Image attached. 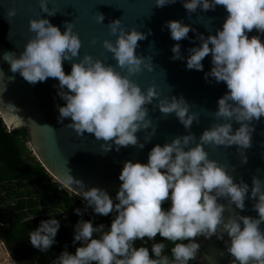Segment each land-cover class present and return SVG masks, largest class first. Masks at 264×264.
Listing matches in <instances>:
<instances>
[{"label":"clouds","instance_id":"obj_1","mask_svg":"<svg viewBox=\"0 0 264 264\" xmlns=\"http://www.w3.org/2000/svg\"><path fill=\"white\" fill-rule=\"evenodd\" d=\"M37 2L48 16L57 13L49 8V0ZM175 2L155 0V6ZM181 3L187 14L198 9L215 10L218 5L227 12L222 27L216 29L215 35L206 37L181 20H169L162 26L177 42L171 47L170 59L186 61L187 70L203 71L202 61L211 55L212 67L204 79L226 85L227 91L218 98L214 112L225 122L206 128L198 140L188 132L171 142L156 144L148 153L147 163L125 161L114 198L103 188L85 190L84 182L74 179L70 172L60 176L61 189L80 198L84 208L74 209L81 219L74 225L72 243L79 242V246L73 254L65 245L53 264H189L197 257L200 243L196 238L200 236L223 240L226 252L232 257L231 264H264L261 228L264 181L253 175L251 186L243 178L236 182L224 165L209 159L204 149L205 145L235 146L241 164L247 163L246 150L252 147L254 122L264 117V41L261 39L264 0H181ZM4 16L11 24L16 8H8ZM96 21L102 23L104 15L99 13ZM120 25V19L110 21L107 28L116 37L115 41L104 39L102 42L116 61L115 67L90 54L77 60L82 41L73 30V23L65 21L61 32L58 26L42 17L29 20V32L33 35L23 49L18 53L5 52L2 57L12 73H19L30 84L56 78L59 83L54 87L65 102L63 106L57 105L58 122L70 118L65 127L78 137L93 134L96 140L102 141L103 152L113 148L119 152L121 147L128 146L144 148L157 128L147 107L154 99L158 98L160 113L174 114L186 130L199 119L196 113L190 112V104L183 96L159 98L154 85L142 90L132 79L145 69L153 70L152 56H141L135 51L138 41L145 40L151 30L148 33L136 28L126 31ZM254 29L257 35L249 37ZM189 31L196 33L194 39L199 41V46L188 48L185 57L179 41H192ZM64 62H71L68 74L62 67ZM233 123L239 127L234 129ZM147 129L151 132L141 143L136 133ZM246 200L252 201L256 216L235 211L225 217V212L232 211L233 207L243 211ZM165 202L166 209L162 208ZM88 209L94 216L85 220L82 217ZM96 215H111L107 230L103 223L94 225ZM60 227V220L55 217L42 220L29 233L33 248L47 252L57 242ZM157 235L162 242L152 243L150 249L135 246L136 241L141 245L155 241ZM163 241L174 245L170 250L171 259L164 254Z\"/></svg>","mask_w":264,"mask_h":264},{"label":"water","instance_id":"obj_2","mask_svg":"<svg viewBox=\"0 0 264 264\" xmlns=\"http://www.w3.org/2000/svg\"><path fill=\"white\" fill-rule=\"evenodd\" d=\"M48 6L57 12L54 16L43 13L37 0H0V71L3 72L0 74V117L8 131L26 130L28 147L35 159L58 183L60 176L70 172L74 179L84 182L85 190L90 187L103 188L114 198L121 184L118 177L125 161L147 163L148 153L156 144L163 145L176 136L187 135L188 132L194 134L198 140L206 128L225 122L222 118H217L214 112L218 98L227 91L226 85L204 79V74L212 67L211 55L203 59V71L187 70L186 61L170 59L173 55L171 47L177 42L171 39L169 30L162 27L166 21L181 20L205 37L215 35L216 29L222 27L227 16L222 5L207 12L198 9L193 14L186 13L181 0L163 7H156L155 0H49ZM10 7L16 8V16L11 19V24L4 16ZM99 13L104 15L102 23L96 21ZM40 17L49 19L61 32L64 31L65 21L73 23V30L82 41L77 60L90 54L114 67L116 61L102 43L104 39L114 42L116 38L109 34L107 24L120 19V26L126 31L136 28L148 33L150 29L151 34L145 40L138 41L135 51L141 56H152L153 70L145 69L132 79L142 90L154 85L160 94L159 98L183 96L190 104V112L198 115V121H194L191 128L186 130L174 114L160 113L157 98L147 105L148 114L157 128L143 149L128 146L121 147L119 152L114 148L103 152L100 147L102 141L96 140L93 134L85 133L83 137H78L72 129L65 127L71 122L70 118L63 122L57 120V105L63 106L65 103L54 87L58 85V80L48 78L44 82L30 84L19 73H12L10 66L2 58L5 52L18 53L23 49L33 35L29 32V20ZM196 33L189 31L188 37H192V41H179L181 53L185 57L188 55V48L199 46V41L194 39ZM248 35L251 37L257 33L254 29ZM261 39L264 41V36ZM93 40L95 43H92ZM62 67L68 74L71 71V62H64ZM254 125L252 147L246 150L248 159L245 164H241L235 146H204L209 159L224 165L236 182L243 178L249 186L253 175L264 181V147L261 146L264 143V135L261 134L264 133V117L259 122H254ZM237 127L239 125L233 123V128ZM149 132L151 129L136 133L141 143ZM220 202L226 203L224 200ZM235 211L241 215H257L252 210L250 200L245 201L243 211L233 207L232 211L225 212V217L235 214ZM261 228L264 230V224ZM196 240L200 243L196 264H231L232 257L226 252L223 240H218L215 236L208 239L200 236ZM221 252L224 254L221 255ZM10 258L15 264L11 255Z\"/></svg>","mask_w":264,"mask_h":264},{"label":"trees","instance_id":"obj_3","mask_svg":"<svg viewBox=\"0 0 264 264\" xmlns=\"http://www.w3.org/2000/svg\"><path fill=\"white\" fill-rule=\"evenodd\" d=\"M28 141L26 130L8 131L0 117V241L15 264H53L65 245L73 254L79 246V242L73 245L72 240L74 225L81 219L74 209H81V203L67 190L61 189L59 183L51 181L49 174L31 156ZM167 207V202L162 204V208ZM93 216L88 211L82 218L89 220ZM52 217L61 223L55 238L57 242L42 253L31 245L29 233L42 220ZM93 223H103L107 230L111 215H96ZM161 239L157 235L155 241L145 245L136 241L135 246L150 249L152 243L162 242ZM163 242L166 244L164 254L171 259L170 250L174 245L172 242ZM189 264H196L195 259Z\"/></svg>","mask_w":264,"mask_h":264},{"label":"rangeland","instance_id":"obj_4","mask_svg":"<svg viewBox=\"0 0 264 264\" xmlns=\"http://www.w3.org/2000/svg\"><path fill=\"white\" fill-rule=\"evenodd\" d=\"M31 156L34 157L32 152H31ZM50 178H51L52 182H57L52 176H50ZM0 264H13V262L10 258V254L6 251V249L4 248V246L1 243H0Z\"/></svg>","mask_w":264,"mask_h":264},{"label":"built area","instance_id":"obj_5","mask_svg":"<svg viewBox=\"0 0 264 264\" xmlns=\"http://www.w3.org/2000/svg\"><path fill=\"white\" fill-rule=\"evenodd\" d=\"M69 194H71V193H69ZM72 195V194H71ZM74 196V195H73ZM76 197V196H75ZM79 201H80V203H81V209H83L84 208V202L80 199V198H78V197H76ZM88 211H89V209H88ZM87 211V212H88ZM86 213V212H85ZM0 243L3 245V243H2V241H0Z\"/></svg>","mask_w":264,"mask_h":264}]
</instances>
